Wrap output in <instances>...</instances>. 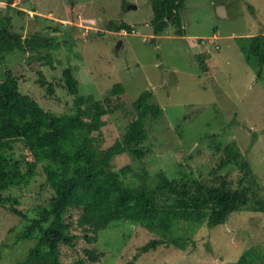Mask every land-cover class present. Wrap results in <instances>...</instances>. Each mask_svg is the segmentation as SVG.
<instances>
[{
    "label": "rangeland",
    "instance_id": "374dc122",
    "mask_svg": "<svg viewBox=\"0 0 264 264\" xmlns=\"http://www.w3.org/2000/svg\"><path fill=\"white\" fill-rule=\"evenodd\" d=\"M219 7L224 8L221 14ZM69 8H74L73 21ZM0 12L11 14L9 30L23 41L33 34L56 36L52 42L58 44L39 53L14 50L0 60V78L5 69H14L21 93L44 109L52 113L72 110L73 100L61 72L68 63L79 68L80 93L96 99L110 96L111 106L130 110L142 91H152L150 102L162 108V115L146 121L144 156L126 151L112 159L114 169L131 167L127 180L136 173L151 186L160 184L162 177L187 183L192 189L193 181L221 182L223 178L231 186L238 185L237 164L218 167L220 159L227 158L225 147L235 144L250 163L252 181L257 183L245 186L264 200V65L249 64L242 50L248 36L264 30V0H185L180 11L182 34H177L174 24L161 34L153 33L150 0H0ZM110 21H124L132 31L117 34L108 28ZM198 39L202 40L198 49L204 67L194 54ZM65 40L70 44L64 45ZM46 53L49 62L37 60L38 54ZM40 79L48 86L40 85ZM115 83L123 86L122 93H111ZM102 119L106 124L97 144L105 147L120 138L126 122L119 108ZM15 151L21 152L18 145ZM7 193L15 195L17 207L29 215L48 202L52 190L38 167L28 185ZM176 199L168 189L157 191L159 205ZM20 223V217L0 207V264H16L27 256L31 244L16 242ZM180 225L177 236L185 238L183 248L161 244L139 252L149 240L163 238L160 229L148 231L121 220L101 231L96 241L79 238L73 248H63L61 257L70 262L83 257L84 248L94 247L105 253L98 264H227L250 251L264 264V212L234 211L225 223L214 227L184 221Z\"/></svg>",
    "mask_w": 264,
    "mask_h": 264
},
{
    "label": "trees",
    "instance_id": "16d2710c",
    "mask_svg": "<svg viewBox=\"0 0 264 264\" xmlns=\"http://www.w3.org/2000/svg\"><path fill=\"white\" fill-rule=\"evenodd\" d=\"M184 1L150 0L153 12L150 23L155 35L161 34L169 24H174L177 34H182L180 11ZM73 9H68L72 21L76 19ZM11 20L9 12L5 15L0 12V60L14 50L31 49L39 53L41 49L58 44L52 42L56 36L44 34H33L23 41L18 33L9 30ZM107 26L126 32L133 28L124 21H110ZM201 42L198 39L194 44L198 62L202 59L198 49ZM63 44L70 42L65 40ZM151 44H155V39ZM242 50L249 64L263 66L264 30L248 36L247 42L242 43ZM33 58L36 55L28 62ZM49 59V53L37 57L43 62H49ZM199 63L205 66L203 59ZM78 70L77 65H62L64 88L72 97L73 106L71 111L61 113H52L29 95L21 93L14 69H5L0 78V207L21 219L16 242L31 244L27 256L16 264H98L105 253L97 248H84V256L70 262L62 259V250L73 248L79 238L88 243L96 241L101 231L121 220L137 223L148 231L160 229L163 238H153L140 246L139 252H147L161 244L183 248L185 238L177 236L183 221L214 227L225 223L234 211L264 212V200L258 198L250 186H245L246 183H257L256 179L252 181L250 163L235 144L225 147L227 158H221L218 167L237 164L240 171L238 185L231 186L230 181L223 178L221 182L193 181L195 188L192 189V185L177 184L162 177L160 184L151 186L136 173L127 180L131 167L125 165L114 169L112 159L126 151L139 158L144 156L142 144L148 138L146 121L148 118L159 119L162 108L150 102L153 96L150 90L142 91L131 102L130 110L111 106L110 96L96 99L93 94H81ZM39 83L48 86L43 79ZM49 91L52 92V88ZM123 91L120 83H115L111 89L112 94ZM116 108L122 110L125 130L120 138L100 147L97 141L106 124L102 117ZM16 145L21 149L19 154L15 151ZM38 167H41L52 194L48 202L34 208V214L27 215L17 207L18 198L5 191L28 185ZM161 189L174 193L177 196L175 203L159 205L157 191ZM227 264L259 263L250 251H244Z\"/></svg>",
    "mask_w": 264,
    "mask_h": 264
},
{
    "label": "water",
    "instance_id": "95a60500",
    "mask_svg": "<svg viewBox=\"0 0 264 264\" xmlns=\"http://www.w3.org/2000/svg\"><path fill=\"white\" fill-rule=\"evenodd\" d=\"M224 8L223 7H219L218 8V13L221 14L223 12Z\"/></svg>",
    "mask_w": 264,
    "mask_h": 264
},
{
    "label": "clouds",
    "instance_id": "9594fccd",
    "mask_svg": "<svg viewBox=\"0 0 264 264\" xmlns=\"http://www.w3.org/2000/svg\"><path fill=\"white\" fill-rule=\"evenodd\" d=\"M120 33V31H117V34Z\"/></svg>",
    "mask_w": 264,
    "mask_h": 264
}]
</instances>
